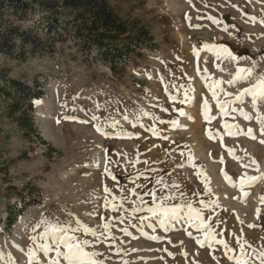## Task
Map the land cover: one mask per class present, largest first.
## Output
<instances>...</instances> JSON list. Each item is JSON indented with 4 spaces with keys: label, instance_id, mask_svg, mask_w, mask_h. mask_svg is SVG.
<instances>
[{
    "label": "rangeland",
    "instance_id": "1",
    "mask_svg": "<svg viewBox=\"0 0 264 264\" xmlns=\"http://www.w3.org/2000/svg\"><path fill=\"white\" fill-rule=\"evenodd\" d=\"M19 1L29 4L26 10L0 0V85H4L5 80L16 79L32 88L37 87L36 90L42 92L39 99L50 105L44 108L34 103L30 115L39 135L26 136L18 121L25 105L11 114L12 98L0 96V250L6 256L10 252L17 261H26L24 253L31 244L27 226L43 212L48 217H59L61 222L74 224L75 218H79L90 227L103 223L112 225L111 231L119 237L117 246L123 251L116 254L110 242L97 245L99 251L111 257L106 264H123V261L128 264H193L194 261L196 264H217V260L219 264H232L222 246L198 245L185 229L191 231L193 237L202 238V234L187 224L175 223L167 230L157 226L155 232L145 226L144 231L149 236L162 237L159 241L148 239L132 227H129L132 235L125 236L120 229L128 226L127 220L117 219L120 212H113L111 204L120 203L121 189L136 186L132 177L137 172L144 175L136 183L144 184L147 189L153 187L156 177L162 176L166 181L177 182L188 195L199 193L194 198L197 201L216 200L219 207L215 208L210 223L214 224L217 219L224 222L217 228V231L223 230V238L235 247L236 236H240L242 230L244 239L259 248L264 240V203L260 200L264 196V179L245 187V196L225 180L221 169L238 183L245 172L258 175L254 168L241 166L251 157L264 172V144L259 142L264 137L259 134L255 118L246 121L239 112L231 111L227 115L220 114L202 79V70L206 68L207 74L214 79L227 81L235 65L228 61L218 62L214 54L202 50V46L205 43L224 44L234 54L257 61V72L264 71V25L259 22L264 18V0H105L123 20L143 25L157 45L140 57L133 56L129 64L116 73L108 64L82 50L81 42L72 35L71 26L62 29L74 12L61 7L60 0ZM48 8L56 11V26ZM250 16L256 17L255 23L249 20ZM214 20L221 23H214ZM49 26L51 38L47 37ZM250 63V60H242L240 66ZM249 83L233 86L225 83L221 87L235 95ZM165 84L168 91H165ZM181 85L194 89L190 93L191 103L179 102L184 91ZM169 94L176 95L177 100H169ZM204 99L209 101L210 115L215 117L211 121L203 119ZM220 99L225 97L221 94ZM246 101L232 107H243L255 117L250 98ZM161 107L168 111L162 112ZM181 108L192 119L179 116ZM259 108L264 113V104ZM141 109L166 122L176 119L179 126L157 121L161 135L154 136L146 130L153 124L151 118L141 117L133 127ZM125 113L131 118L129 121L123 119ZM93 114L100 117L101 122L110 117L118 119L120 124L116 128L105 126L104 131L109 135H102L93 126L96 123L91 121ZM65 116L76 119L67 120ZM225 123L243 131L252 128L257 139L242 134L229 136L223 126ZM121 131L133 135L118 136L116 133ZM232 131L236 132L237 128ZM164 136L168 139H163ZM229 148L234 149L241 160L229 156ZM189 152L196 167L187 163ZM106 153L111 161L108 168L112 175L105 172ZM123 154L139 163L133 167ZM197 168L208 178L210 193L205 194L204 177L196 175ZM105 186L111 193L108 208L103 199L107 195ZM144 191L145 188L137 189L141 196ZM123 194L129 195L127 191ZM112 196L118 199L112 201ZM143 199L148 207L152 206L149 196ZM8 206L23 207L11 227L5 223ZM195 206H199L198 203ZM124 207L130 212L132 204L125 202ZM140 215L147 213H137L136 222ZM250 224L256 227L249 228ZM80 237L85 238L82 233ZM13 244L22 247L24 252L18 251ZM182 251L187 252V257L181 255ZM37 255L42 258L43 254Z\"/></svg>",
    "mask_w": 264,
    "mask_h": 264
},
{
    "label": "snow or ice",
    "instance_id": "2",
    "mask_svg": "<svg viewBox=\"0 0 264 264\" xmlns=\"http://www.w3.org/2000/svg\"><path fill=\"white\" fill-rule=\"evenodd\" d=\"M235 7V6H234ZM186 18H189L186 16ZM190 19V18H189ZM209 19H213L209 17ZM249 20L253 23L256 22L255 16H250ZM214 23H221L220 21L214 20ZM264 25V18H261L259 21ZM228 26H224V30L227 31ZM202 50H207L212 52L216 60L220 63L228 61L235 65V71L231 74V78L227 81L221 79H214L207 74V69H203L202 79L205 80L206 86L211 93L212 100L215 102L216 107L219 109L221 115H227L229 111L239 112V115L242 116L246 121H251L255 118L259 126V134L261 137H264V113L260 111L259 106L264 104V71L257 72L256 64L257 61L252 60L251 57H243L234 54L232 50L226 47L224 44H203ZM194 53L199 56V52L194 49ZM250 60L251 63L249 66L241 67L240 61ZM206 63V61H205ZM220 63H217V68H220ZM223 70V69H221ZM161 82L163 83V78L161 77ZM241 82H251L248 87L240 89L235 95L226 91L222 84H227L228 86H233ZM183 99L179 102L181 104L191 103L192 96L191 92L194 91L192 87H184ZM172 88H176L175 83L173 82ZM165 91H168V85L165 84ZM221 94L225 99H220ZM169 100L176 101L177 96L169 94ZM246 98H250L251 107L255 112V117L250 115L248 112L244 111L243 107L236 108L232 107L233 105H243L245 104ZM34 103L39 104L40 101H34ZM99 109L100 105H96ZM162 112H167L168 109L161 107ZM179 116L186 117L187 119H192L188 114L183 110L179 109ZM211 108L209 101L207 99L203 100L202 104V114L205 121H211L215 119L214 116L210 115ZM141 117H150L153 121V124L150 128H146L147 131H150L154 136H160L161 133L156 127V122L159 121L160 124L170 123L173 127H178V121L172 119L169 122L161 119L160 117L146 112L144 110H138V115L135 116L133 122V127L136 126V123L139 122ZM64 119L75 120L74 116H65ZM125 121H129L131 118L129 114L125 113L123 116ZM91 121H96L93 124L95 130L100 132L102 135H109L108 132L104 131V127L116 128L120 121L114 118H105L101 122L100 117L95 114L92 115ZM110 121V122H109ZM59 123V121H57ZM82 123H89L90 121H81ZM141 127H146L141 124ZM224 128L227 130L229 136L232 135H244L253 140L257 139L256 135L252 128H248L247 131L239 129L236 125H231L225 123ZM237 128L236 132H233L232 129ZM118 136L131 137L133 134L121 131L116 133ZM163 139H168L164 136ZM211 138V134H210ZM261 144H264V139L259 141ZM228 155L231 156L234 160H241V157L237 156L234 152V149L229 148ZM124 158L135 167L136 163H139V160H132L131 157L127 154H123ZM183 155V153H181ZM111 161L105 156V172L109 175H112L109 172L108 165ZM144 163H148L144 161ZM187 163L193 167L196 165L193 162V156L191 152L188 153ZM220 163L223 164V158L220 159ZM180 166V165H178ZM241 166L245 169L254 168L258 175H248L245 172L241 175L239 182L235 183L228 176L223 169H221L224 178L228 183L233 187H238L241 190L243 195H247L244 192L245 187H250L259 179H264V172L260 171L258 162L251 157H248L247 163H242ZM150 171L155 172V169ZM144 173L137 172L132 177V182L135 183L134 188L130 189H121V196L119 197L120 203L111 204L113 212H120V215L117 217L121 222L127 220V225L124 228L120 229L125 236H131L132 233L129 231V227L136 228L141 235L147 237L151 240L159 241L162 239L159 235H151L144 231V227L147 226L151 228L153 232L156 231L157 226L161 229L167 230V228L175 223L187 224L189 228L195 229L198 233L202 234L201 236L193 237L191 231L185 229L189 237L195 239L196 243L201 247L205 244L209 248H213L214 245H220L224 249V255L227 259L232 262V264H264V240L259 248L254 247L250 242L244 239L242 235L236 236L235 247L230 244L228 240L223 238V230L217 231V228L224 223L223 221L217 219L215 223H210L212 216L215 212V208L219 207L216 200L205 201L203 199L196 200L195 197L199 196V193L193 192L191 195H188L181 186L175 181H166L162 176L155 178L153 187L147 189L144 184L136 183L140 179V176ZM196 175L198 177H204V192L205 194L210 193L211 189L209 187L208 178L205 176V173L200 168H197ZM115 180L116 177L112 176ZM145 180L147 177L145 176ZM138 188H145L143 196L138 192ZM127 191L129 195L125 196L123 193ZM104 192L107 194L104 199L105 208H108L110 201L108 195H110V189L105 186ZM135 196L136 199L132 200L131 197ZM144 196H149L151 198L152 206L148 207L147 202L143 199ZM116 196H112V201L117 200ZM261 203H264V196L260 198ZM125 202L132 204V208L129 212L127 208L124 207ZM198 203L199 206H195ZM205 210L208 211V218L205 219ZM259 209H257V214H259ZM137 213H147V215H140L138 217V222L136 218ZM95 213H89V215H94ZM71 215V214H70ZM154 221V222H153ZM243 224V221H240ZM30 228V233L28 234V239L31 241L30 246L27 248V251L24 253L27 257L26 261H17L13 258L12 254L9 252L7 256L4 251L0 250V264H106V262L111 259V257L106 256L103 252L97 249V245L105 244L110 242L115 249V253L119 254L123 249L117 246V241L119 237L111 231L112 225L109 223H103L97 227H90L86 223L82 222L79 218H75V223L71 222H61L59 217H48L45 213L41 212L39 218L36 220H30L28 226ZM249 228L256 227V225H248ZM99 229V230H98ZM83 234L85 238H81L80 234ZM230 236H235V233H229ZM91 237L92 239H89ZM220 237V238H218ZM171 242V241H169ZM13 247H16L18 251L24 252V249L19 245L13 244ZM238 249V252H237ZM135 251V249H133ZM167 251V249H164ZM37 253H42V258L37 255ZM54 253V254H53ZM170 256H174L173 253H168ZM181 255L187 257V252L182 251ZM213 259H217L213 256ZM123 264H128L127 261H123ZM193 264H196L194 261ZM217 264L219 261L217 260Z\"/></svg>",
    "mask_w": 264,
    "mask_h": 264
},
{
    "label": "trees",
    "instance_id": "3",
    "mask_svg": "<svg viewBox=\"0 0 264 264\" xmlns=\"http://www.w3.org/2000/svg\"><path fill=\"white\" fill-rule=\"evenodd\" d=\"M2 2V1H1ZM14 7L21 6L25 10L29 4L19 0H7ZM61 7L74 12L70 21H66L62 29L72 28V35L81 42L82 50L91 54L96 60H102L115 73L119 68L129 64L133 56L140 57L146 50H153L157 45L148 30L136 22L129 23L123 20L105 0H60ZM52 20L57 25L56 11L49 9ZM47 37L52 31L48 27ZM16 79L5 80L0 85V96L12 98L10 113L21 110L19 124L26 136L30 133L39 135L30 115L33 110L34 100L42 95L41 90H36ZM40 138V137H39ZM15 208V210H12ZM23 212V207L8 206L5 223L11 227Z\"/></svg>",
    "mask_w": 264,
    "mask_h": 264
},
{
    "label": "bare ground",
    "instance_id": "4",
    "mask_svg": "<svg viewBox=\"0 0 264 264\" xmlns=\"http://www.w3.org/2000/svg\"><path fill=\"white\" fill-rule=\"evenodd\" d=\"M37 100H39V101H40V103H39V104H36V103H35V104H36V106H40V105L42 104V105H44V108H45V107H47V106H49V105H50V103H48V102H47V103H46V102H43V100H42V99H36V100H34V101H37Z\"/></svg>",
    "mask_w": 264,
    "mask_h": 264
}]
</instances>
